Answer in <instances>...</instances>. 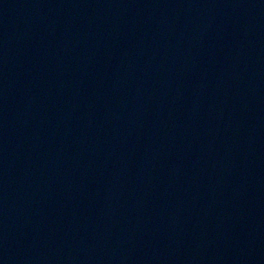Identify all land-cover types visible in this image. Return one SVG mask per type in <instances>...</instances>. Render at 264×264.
Instances as JSON below:
<instances>
[{"label":"water","instance_id":"obj_1","mask_svg":"<svg viewBox=\"0 0 264 264\" xmlns=\"http://www.w3.org/2000/svg\"><path fill=\"white\" fill-rule=\"evenodd\" d=\"M0 264H264V0H0Z\"/></svg>","mask_w":264,"mask_h":264}]
</instances>
